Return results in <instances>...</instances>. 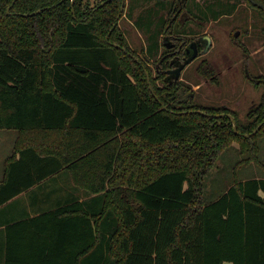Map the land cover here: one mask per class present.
Instances as JSON below:
<instances>
[{"label": "trees", "instance_id": "16d2710c", "mask_svg": "<svg viewBox=\"0 0 264 264\" xmlns=\"http://www.w3.org/2000/svg\"><path fill=\"white\" fill-rule=\"evenodd\" d=\"M247 1L264 13V0ZM122 4L0 0V129L17 131L0 206L62 171L75 188L65 204L13 225L42 256L5 264H264V176L203 198L206 176L232 142L251 151L245 163H259L264 92L245 121L225 106L165 109L175 96L163 97L154 81L150 88L119 29ZM178 6L143 0L138 14L128 12L151 57ZM194 11V20L224 13L212 2ZM199 71L216 74L211 63ZM256 78L264 85V75Z\"/></svg>", "mask_w": 264, "mask_h": 264}, {"label": "rangeland", "instance_id": "374dc122", "mask_svg": "<svg viewBox=\"0 0 264 264\" xmlns=\"http://www.w3.org/2000/svg\"><path fill=\"white\" fill-rule=\"evenodd\" d=\"M142 1L125 0L124 13L118 21L119 29L129 46L140 57H142V47L148 44L147 33L134 24V19L128 12L132 10L134 15L138 14ZM90 2L95 3L96 0ZM198 2L203 6L212 2L214 9L224 11L218 20L209 23L207 20L205 22L200 20L201 24H208L204 30L213 37V44L206 56L217 71L218 81L211 78L203 80L202 76L197 71L194 73L193 70L187 71L189 72L187 78L193 81L196 96H200L199 101L211 105L226 104L245 121L249 109L259 103L264 92V85L255 83L258 79L256 76L264 75L263 10L247 0H205V2L196 0V3ZM237 30L240 34L236 41L233 35ZM237 42L244 43L248 52L245 53ZM246 59L247 68L244 65ZM199 81L201 83H198ZM16 136V130L0 129V179L5 160L12 152ZM258 140L259 163L256 161L245 163L243 159L251 151L242 152L237 141L232 142L229 148L221 152L205 178L203 198L206 202L220 197L236 179L264 176V138Z\"/></svg>", "mask_w": 264, "mask_h": 264}, {"label": "flooded vegetation", "instance_id": "af4514ba", "mask_svg": "<svg viewBox=\"0 0 264 264\" xmlns=\"http://www.w3.org/2000/svg\"><path fill=\"white\" fill-rule=\"evenodd\" d=\"M195 3L196 0H179L178 11L175 16L171 18V23H173L171 29L161 33L159 52L151 57L148 53V46L144 45L142 47V61H139L146 72H148L147 67L151 69L152 76H150V81L148 80V82L152 90L154 89L152 81H154L156 89H158L163 97L170 99L175 96L173 98L174 102L170 100L168 102V104L172 105V108L162 103L165 109L191 110L185 109L184 107L203 105L225 106L233 110V108H230L226 104L211 105L199 101L200 96H196L197 94L193 89V81L187 78L189 72L193 70L194 73L197 71L202 76L203 80L211 78V80L218 81L217 74H215L214 77H207L199 71V67L202 64L211 63L206 55L213 44L212 35L207 30H204L205 26L208 24H201L200 20L203 22L207 20L209 23L213 20H218L224 13L217 18L207 14V16H203L202 19L198 18L194 20L193 14L196 11L193 12V8L195 7ZM190 9H192V11H190ZM196 13L200 14V12ZM235 33L234 37L237 38L239 35L235 36ZM209 44L210 47L206 49ZM193 55L194 57L188 61ZM244 65L247 68V60H245ZM188 70L190 71L187 72ZM256 82L260 84L261 81L258 78ZM198 83H201V81ZM157 98H159V96H157ZM174 107L177 108L175 109Z\"/></svg>", "mask_w": 264, "mask_h": 264}, {"label": "crops", "instance_id": "0c3cea01", "mask_svg": "<svg viewBox=\"0 0 264 264\" xmlns=\"http://www.w3.org/2000/svg\"><path fill=\"white\" fill-rule=\"evenodd\" d=\"M3 178L4 171L0 182ZM74 189L69 180V174L62 171L43 179L0 206V264H5L7 256L37 259H39L38 256H42V253L32 252L25 246L31 240L25 236L17 237L18 228H13V225L65 204L67 199L72 197Z\"/></svg>", "mask_w": 264, "mask_h": 264}, {"label": "water", "instance_id": "95a60500", "mask_svg": "<svg viewBox=\"0 0 264 264\" xmlns=\"http://www.w3.org/2000/svg\"><path fill=\"white\" fill-rule=\"evenodd\" d=\"M103 3H105V1L103 2ZM73 4H74V0H73ZM124 9V4H122V7H121V10H123ZM39 11V10H38ZM38 11H36V12H38ZM73 11H74V9H73ZM36 12H33V13H36ZM25 14H28V13H25ZM119 18H120V15H119ZM239 35V31H237L236 33H235V36H238ZM116 46H118V47H121L119 44H116ZM210 47V44L207 46V48L206 49H208ZM135 57V56H134ZM194 57V55L188 60V61H190L192 58ZM137 60H139L138 58H136ZM187 61V62H188ZM147 75H148V80H150V77H149V74H148V72H147ZM230 116H231V118L233 119V122H234V128H235V130L237 131V123H236V119H235V117L233 116V115H231L230 114ZM260 128V126L255 130V132L258 130ZM247 135V134H246Z\"/></svg>", "mask_w": 264, "mask_h": 264}]
</instances>
